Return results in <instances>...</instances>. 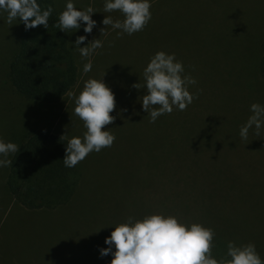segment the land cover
I'll return each instance as SVG.
<instances>
[{"label":"rangeland","instance_id":"1","mask_svg":"<svg viewBox=\"0 0 264 264\" xmlns=\"http://www.w3.org/2000/svg\"><path fill=\"white\" fill-rule=\"evenodd\" d=\"M72 2L78 10L94 9L93 39L102 38L103 46L88 58L92 68L84 80L52 105L28 100L13 88L8 63L18 45L21 22L16 19L9 24L6 13L0 14V139L19 145L26 134L39 131L66 139L83 138L86 128L74 114V98L86 80L100 79L104 73L103 80L116 100L110 113L115 119L104 127L115 139L112 146L91 152L79 162L75 195L54 210H28L16 203L5 186L8 166L0 167V264H110L112 255L101 257L100 249L108 247L104 241L114 225L150 214L172 215L182 223L213 229V242L220 251L227 249L229 241L254 243L264 258V193L263 202H257L260 195H251L243 211L226 209L237 200L235 184L219 196L206 192L192 195V203L187 199L191 194L184 193L175 207L162 208L164 186L176 190L167 181L170 166L189 161L190 145L181 141L182 133L189 141L211 136V145L202 149L209 160L203 155L200 164L212 168L213 174L233 162L256 169L255 179L242 169L245 184L255 181L260 185L264 179V127L259 134L249 129L246 139L239 135L252 114L250 105H264V79L258 71L264 0H152L151 19L145 27L119 36V29L105 32L111 25L105 26L97 18L94 0ZM65 4L66 0H56L60 11ZM74 31H70L68 45L82 72L87 60L74 48V41L88 33L83 26ZM87 43L85 40L81 47ZM158 51L174 53L184 74L195 79L196 83L188 86L194 99L185 110L174 107L171 113L149 122L139 98L146 94L143 69ZM136 83L140 89L133 87ZM166 121L173 124L174 128L168 126L179 143L168 160L163 153ZM163 157L166 172L160 176ZM196 180L200 182L201 176ZM196 184L201 190V184ZM181 204L194 208V216L185 215ZM212 252L216 258L218 252L213 247Z\"/></svg>","mask_w":264,"mask_h":264},{"label":"clouds","instance_id":"2","mask_svg":"<svg viewBox=\"0 0 264 264\" xmlns=\"http://www.w3.org/2000/svg\"><path fill=\"white\" fill-rule=\"evenodd\" d=\"M150 8V0H104L105 13L118 10L124 19L114 21L111 16H105L102 24L119 29L118 36L122 33L132 35L141 31L151 19ZM52 12L51 6L42 9L37 0H0V14L6 13L7 23L12 24L18 19L23 22L25 30L39 25L48 28ZM93 13L91 6L78 10L72 0H66L56 26L66 33L83 26L85 33H91L97 23L92 19ZM104 30L101 29L102 34ZM85 40L86 35L77 36L74 48L87 60L82 72L88 73L92 68L88 58L103 45L100 39H93L81 47ZM184 73V66L176 60L174 53L158 51L151 57L143 69L146 94L139 98L142 109L150 117L149 122L171 113L174 107L183 111L193 102L194 96L188 86L196 81ZM104 75L100 79L86 80L83 90L74 98V114L83 121L86 132L83 138L73 136L67 141L63 159L65 167L76 166L89 153L99 152L114 142V135L104 126L115 119L110 113L116 107V100L114 92L103 80ZM133 87L140 89L141 85L136 83ZM250 111L252 114L240 128L242 139L247 138L249 129L254 128L259 134L264 127V105L253 103ZM18 149L16 143L0 139V167L9 166L12 162L7 157ZM214 236L213 229L199 223H182L172 215L150 214L138 220L130 217L126 222L114 225V230L104 241L108 247L100 249V256L111 254L110 264H264V258L251 242L237 245L229 241L226 256L230 259L217 260L211 254Z\"/></svg>","mask_w":264,"mask_h":264},{"label":"trees","instance_id":"3","mask_svg":"<svg viewBox=\"0 0 264 264\" xmlns=\"http://www.w3.org/2000/svg\"><path fill=\"white\" fill-rule=\"evenodd\" d=\"M37 2L42 9L49 6L53 8L48 20V28L39 25L25 30L21 21L18 45L8 63V76L15 91L24 98L40 104L52 105L59 102L76 87L80 73L68 45L71 30L66 33L56 26L59 13L62 12L57 8L56 0H37ZM258 69L260 76L264 79V30L260 44ZM168 121H166L167 126H165L163 136V145L165 146L163 153L165 152L167 155V160L170 159L169 157L174 151H177L179 144L178 136L172 133L174 126ZM168 125H171L172 128ZM210 137H196L194 141H189L188 135L181 134V141L191 147L188 151L189 161L184 164L175 162L174 166H170L171 172L167 181L175 186L176 190L171 187L172 191H170L164 186L166 193L162 208L175 207L177 199L184 193L191 194V197L187 198L190 199V203L194 201L192 195H199L203 192L219 196L221 193H227L232 184L236 186L237 200L230 206L227 204L226 209L229 212L243 211V207L246 209L251 195L252 197L260 195L257 202L262 200L264 179L260 185L255 181L248 184L242 181L244 174L242 169L249 171L252 179L257 177L256 169L245 168L231 162L230 167L218 169L213 174L212 168L200 164L203 155L207 161L209 160L202 149L211 145ZM68 140L53 132L39 131L24 136L23 141L18 145V151L11 154L12 163L8 166L5 179L6 189L16 203L28 210H54L71 201L79 185V162L72 168L64 166L63 159ZM192 144L195 145L191 146ZM161 162L163 168L162 174L159 173L160 176L165 175L166 172L164 157ZM199 176L202 179L200 182L196 180ZM196 183L201 184V190L197 188ZM181 185L182 188H180ZM165 201L167 205L165 203L164 207ZM168 204L172 206L169 207ZM181 205L184 208L180 210L184 211L185 215L192 214L194 216L192 213L194 208L185 204ZM213 250L218 252L217 260L230 259L226 256L227 249L220 251L217 244H214ZM211 253L213 256L212 249Z\"/></svg>","mask_w":264,"mask_h":264},{"label":"crops","instance_id":"4","mask_svg":"<svg viewBox=\"0 0 264 264\" xmlns=\"http://www.w3.org/2000/svg\"><path fill=\"white\" fill-rule=\"evenodd\" d=\"M151 1H152V0H150V2H151ZM152 4H153V2H151V7L153 6ZM94 5H95V10H96L97 18L100 20V22L104 19L105 16H111V18H113V19H115V20L123 21L124 16H123V14H122L121 12H119L118 10L113 11V12H111V13H105V12H104V10H103L104 0H94ZM110 29H112L111 26H110L107 30H105V32H106V31H109ZM116 30H118V29H116ZM116 30H114V31H116ZM71 32H72V30H71ZM105 32H104V33H105ZM89 37L93 39L94 35H93L92 32L87 34V40H86V42H89V41H90V40H89ZM100 40L102 41V38H101ZM96 52H97V51H96ZM96 52H94V53H96ZM94 53H93L92 55H94ZM73 58H74V57H73ZM75 63H76V62H75ZM77 67H78V66H77ZM78 70H79V69H78ZM79 73H80L79 81L81 80V78L84 80V78H85V76H86L87 73H82V72H80V71H79ZM82 82H83V81H82Z\"/></svg>","mask_w":264,"mask_h":264}]
</instances>
